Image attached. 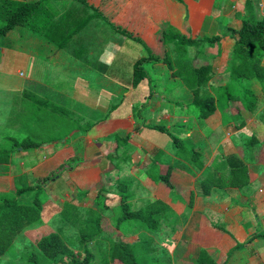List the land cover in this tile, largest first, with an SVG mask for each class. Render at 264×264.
Here are the masks:
<instances>
[{"label":"crops","instance_id":"1","mask_svg":"<svg viewBox=\"0 0 264 264\" xmlns=\"http://www.w3.org/2000/svg\"><path fill=\"white\" fill-rule=\"evenodd\" d=\"M87 1L100 11L91 19L98 32L87 36L82 33L86 26L74 36L71 50L60 49L26 26H15L0 38V94L5 97L0 105L7 121L18 118L19 127L30 131L36 124V116H28L26 91L78 114L82 121L73 128L67 119L58 122L54 113L41 109L40 120L49 124L39 130L49 137L39 147L21 148L13 160L5 159L9 166L0 172V193L16 196L20 188L35 187L38 179L61 170L43 184L42 223L48 210L60 217L65 203L104 216V209L113 214L121 205L123 194L133 210L163 199L177 218L147 234L157 247L155 258L197 264L203 247L193 240V233L195 214L201 212L224 230L219 232V244L226 264H264L262 84L243 80L257 96L256 111L246 110L242 102H231L227 108L219 103L211 116L202 118L195 94L165 60L175 55L184 37H204L199 45L187 46L186 56L194 58L198 52L210 61L213 76L207 89L216 93L230 82L225 70L235 40L230 29L242 26L249 14L247 0ZM252 3L255 17L262 18L264 0ZM104 10L110 15H102ZM171 28L176 32L170 33ZM76 40L83 48L81 57L76 56ZM135 69L142 74L137 84H133ZM17 97L20 110L15 108ZM238 113L241 117L235 119ZM62 132L65 136L59 138ZM175 138L201 153L203 168L190 160L186 149L179 152ZM243 165L250 176L247 186L214 187L209 195L203 194L200 180L207 171L226 179ZM168 171L174 192L157 181V174ZM33 196L31 190L18 199L27 204ZM142 233L138 230L122 239Z\"/></svg>","mask_w":264,"mask_h":264},{"label":"trees","instance_id":"2","mask_svg":"<svg viewBox=\"0 0 264 264\" xmlns=\"http://www.w3.org/2000/svg\"><path fill=\"white\" fill-rule=\"evenodd\" d=\"M76 2L78 6L70 8L75 6ZM246 4L249 14L243 18L242 26L239 29H230L232 37L235 39L232 57L225 69L230 74V82L225 86H219L216 93L213 94L207 89V84L213 76V67L210 61L201 56L194 58L186 56L187 46L199 45L205 40L204 37H184L175 49V55H169L165 59L169 66L175 69V74L180 76L195 94L194 104L202 118L211 116L219 103L222 104L221 106L224 104V108H227L231 102H242L246 110L250 112H254L258 108L257 96L244 86L243 80H259L264 92V15L262 18L255 17L252 0H247ZM1 14L0 21L3 24L0 26V36L5 35L15 26H26L44 35L60 49L71 50L74 36L78 35L99 13L98 9L89 4L87 0H37L34 2L3 0ZM175 32L174 28L170 29V33ZM217 39L218 37L209 39V41L214 42ZM76 52V56L81 57L83 48L77 46V40ZM141 77L142 74L135 69L133 84H137ZM25 98L30 101L28 116H32V114L36 116V124L31 128L33 136L30 133V137L14 142V152L19 150L18 147L23 150L37 148L43 143V139L49 137V134L47 136L40 135L42 131L39 129L46 128V124H49L40 120L42 112L39 113V111L41 109L44 111L47 109L46 111L54 113L52 116H57L60 119L58 122L64 118L68 123L75 125L73 128L81 125L68 117V109L27 91ZM115 107L116 104L113 108ZM35 110L38 112L34 113ZM240 117L241 115L238 113L235 119ZM262 119L264 121V112ZM67 121L64 123L67 124ZM160 128L165 130L163 127ZM64 136L62 132L58 137ZM174 143L179 148V152L187 150L190 160L197 167H204L201 153L184 145L178 138L174 139ZM57 173H61V170ZM57 173L38 179L35 187L24 186L18 190V195L31 190L35 191V196L27 204L19 201L18 195L11 196L0 193V259L12 249L18 236L42 223L43 204L38 193L43 190L42 185ZM214 175L215 173L211 170L207 171L200 180V187L204 195H209L214 187L241 188L250 183L246 165L234 168L226 179ZM157 181L162 182L174 192L169 171L165 174H157ZM37 190H39L38 193ZM121 198V205L118 207L121 214L116 218L115 226L124 235L136 233L138 229H141L143 233L137 241L130 243L121 237L107 235L103 225L104 216L97 210L82 209L72 203H65L60 216L64 223L74 224L78 227L76 236L78 252L76 253L69 244L71 237H66L61 231L52 232L39 241L36 249L29 252L27 255L29 264H170L167 261L163 262V257L155 258L154 252L157 247L154 245V239L147 238V234L158 231L165 221L168 222L173 217L177 218L175 212L163 199L149 201L140 209L133 210L127 195L123 194ZM189 206H192V201ZM116 211H114V215ZM195 216L197 220H195L193 240L203 247L197 264H226V259L221 256L222 249L219 244L223 228L214 224L204 213L198 212ZM123 222L134 223L138 229L126 234L120 227ZM261 234L264 235V233ZM210 245H213L214 248L210 249Z\"/></svg>","mask_w":264,"mask_h":264},{"label":"rangeland","instance_id":"3","mask_svg":"<svg viewBox=\"0 0 264 264\" xmlns=\"http://www.w3.org/2000/svg\"><path fill=\"white\" fill-rule=\"evenodd\" d=\"M109 0H105L104 2H107ZM2 2L3 0H0V19L2 18V14H1V10H2ZM78 6V3H75V6L70 7V8H75ZM59 7V5H58ZM66 8V7H63ZM100 14V11L98 12ZM98 14V15H99ZM102 15H110L107 13V10H104L101 12ZM259 16V15H258ZM260 17V16H259ZM92 21H90V23L87 25V27L84 29V31H82L83 34L85 35H97L96 33L98 32L96 29L92 28L91 25ZM1 24H3V22L0 21V26ZM1 38V36H0ZM189 48V47H188ZM193 53V57H197V54ZM189 54V52L187 53ZM192 58V57H191ZM4 99L5 97H3L0 94V99ZM19 98L17 97L15 100L16 104H17V108L18 110H20V105H19ZM117 106V105H116ZM2 106L0 105V124H3L4 126L0 125V172L4 173L5 169L7 168L8 163L5 159H7V157H11L10 159H12L13 154H15L17 151H13V144L14 142L17 141H22L24 138L28 137L31 133L30 129H28L26 126L23 127V129L21 128V126L19 127V121L18 118H16V121H7V115H5L4 111H2ZM68 117L70 119H72L75 123L77 124H81L82 125V121L79 119L78 114H74L72 111H69L68 113ZM79 120V121H78ZM79 122V123H78ZM85 124H88L89 121H84ZM51 128V125H50ZM28 129V130H27ZM53 131V129H52ZM59 132V131H58ZM41 136L42 134L46 136V131L44 132H40ZM31 135L33 136V134L31 133ZM30 137V136H29ZM15 145V144H14ZM18 149L20 150L21 147H18ZM13 160V159H12ZM60 173H57V175H55L54 178H56ZM43 187V185H42ZM37 193L39 192V190L36 191ZM131 194L132 192L129 191ZM40 194V196H42L41 192L38 193V195ZM32 199V198H31ZM132 205V204H131ZM133 206V205H132ZM137 208V207H136ZM105 210V212H104ZM104 220H103V225H104V230L105 233L108 234H112L113 236L116 237H124V234L121 233V235H116L118 230L116 225V218L118 217V215L121 214V212L119 211V208L114 209L117 210L116 214L114 215V213L112 214V212L110 213L109 210L104 209ZM48 210V213L46 216V214H44V218L46 219L45 223H40L38 226L34 227L31 230L25 231L24 233H22L20 236H18L12 246V249L4 254L2 256V258L0 259V264H29V261L27 260V255L29 254L30 251L34 250L37 248L39 241L46 235L52 233V232H62L63 235H65L66 237H71L69 244L70 246L73 248V250H75V252L77 253V238L76 236L77 234V229L78 227L74 224H69V223H64L60 217H56V215L51 216ZM164 224H168L166 221L164 222ZM120 227L122 228V230H124V232L126 234H128L129 232H132L133 230L136 231L138 229L137 226L134 225V223L131 222H123L120 224ZM141 231V229H138ZM172 235V234H170ZM126 236V235H125ZM146 236V234H145ZM119 237V238H120ZM173 238V236L171 237ZM139 239V237H133V236H127V240L130 242L133 241H137ZM160 241H164V239L159 238ZM167 240V239H166ZM73 241V243H72ZM150 261L152 262V260L150 259ZM154 261V260H153ZM62 264V263H61Z\"/></svg>","mask_w":264,"mask_h":264},{"label":"water","instance_id":"4","mask_svg":"<svg viewBox=\"0 0 264 264\" xmlns=\"http://www.w3.org/2000/svg\"><path fill=\"white\" fill-rule=\"evenodd\" d=\"M0 53H1V48H0Z\"/></svg>","mask_w":264,"mask_h":264}]
</instances>
